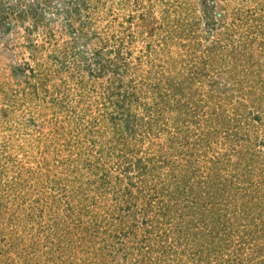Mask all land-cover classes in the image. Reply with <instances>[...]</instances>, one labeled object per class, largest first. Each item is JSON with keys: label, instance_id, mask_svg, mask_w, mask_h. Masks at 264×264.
<instances>
[{"label": "rangeland", "instance_id": "obj_1", "mask_svg": "<svg viewBox=\"0 0 264 264\" xmlns=\"http://www.w3.org/2000/svg\"><path fill=\"white\" fill-rule=\"evenodd\" d=\"M82 2L0 0V264H264V0Z\"/></svg>", "mask_w": 264, "mask_h": 264}, {"label": "trees", "instance_id": "obj_2", "mask_svg": "<svg viewBox=\"0 0 264 264\" xmlns=\"http://www.w3.org/2000/svg\"><path fill=\"white\" fill-rule=\"evenodd\" d=\"M77 1H80V0H74V2H77ZM82 1H84V0H81V2ZM83 3V2H82ZM84 4V3H83ZM85 4H87V1H86V3ZM22 15H25L24 14V12L22 13ZM27 15V14H26ZM135 118L136 117H134V120H135ZM135 122V121H134ZM191 229H189L188 231H190ZM10 247H12V245L10 246ZM23 251H22V253L23 254H21V257H25V262H24V264H34L36 261L35 260H33V255L32 254H30L29 252H28V248L26 247V245H25V247L22 249ZM123 253V252H122ZM105 254V257H113V260H115L116 261V259H117V257L119 256V254H120V249H107V252L106 253H104ZM28 256V257H27ZM32 256V257H31ZM113 260H111V261H113ZM118 264V263H117Z\"/></svg>", "mask_w": 264, "mask_h": 264}]
</instances>
